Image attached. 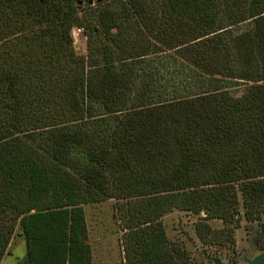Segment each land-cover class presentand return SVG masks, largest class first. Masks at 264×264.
Masks as SVG:
<instances>
[{
    "label": "trees",
    "instance_id": "16d2710c",
    "mask_svg": "<svg viewBox=\"0 0 264 264\" xmlns=\"http://www.w3.org/2000/svg\"><path fill=\"white\" fill-rule=\"evenodd\" d=\"M152 10L0 0V264L17 226V264H93L82 206L111 198L140 204L124 264H203L167 239L174 209L204 213L196 235L221 247L242 214L264 253V0H213L215 37L195 36L182 61Z\"/></svg>",
    "mask_w": 264,
    "mask_h": 264
},
{
    "label": "rangeland",
    "instance_id": "374dc122",
    "mask_svg": "<svg viewBox=\"0 0 264 264\" xmlns=\"http://www.w3.org/2000/svg\"><path fill=\"white\" fill-rule=\"evenodd\" d=\"M148 1L156 20L154 30L156 40L162 42V50L167 49L181 61L186 58H182L180 54L186 55L193 49L196 40L192 39L195 36L200 37L198 41L215 37L213 0ZM87 17L88 20H92L90 15ZM77 29L74 28L72 32L73 48L77 56L84 57L87 55V37L83 31L78 34ZM186 69L182 66V75ZM139 206V200L122 202L114 198L82 206L93 264H124L127 212H133L134 209L136 212ZM203 217L204 213L194 214L174 209L160 216L159 222L167 239L183 246L190 259L198 263L212 264L209 257H216L222 264H246L260 254L255 243L257 225L248 223L242 214L238 226L233 230L234 243H228L226 247L217 244L206 245L198 239L195 225ZM206 223L216 231L223 228L220 220H208ZM21 239L23 238L20 228L17 226L5 255L12 256L6 257L4 264H17L15 258L24 256L25 243Z\"/></svg>",
    "mask_w": 264,
    "mask_h": 264
},
{
    "label": "water",
    "instance_id": "95a60500",
    "mask_svg": "<svg viewBox=\"0 0 264 264\" xmlns=\"http://www.w3.org/2000/svg\"><path fill=\"white\" fill-rule=\"evenodd\" d=\"M246 264H264V253H261L249 260Z\"/></svg>",
    "mask_w": 264,
    "mask_h": 264
},
{
    "label": "crops",
    "instance_id": "0c3cea01",
    "mask_svg": "<svg viewBox=\"0 0 264 264\" xmlns=\"http://www.w3.org/2000/svg\"><path fill=\"white\" fill-rule=\"evenodd\" d=\"M21 241H23V239H21ZM25 254V253H24ZM9 256H12V254H10V255H8V256H6V257H9ZM5 256L3 257V259H2V262H1V264H4V261H5V258H6ZM15 258V257H14ZM22 257L20 256L19 258H15L16 259V261H18V260H20Z\"/></svg>",
    "mask_w": 264,
    "mask_h": 264
},
{
    "label": "built area",
    "instance_id": "2783aa9c",
    "mask_svg": "<svg viewBox=\"0 0 264 264\" xmlns=\"http://www.w3.org/2000/svg\"><path fill=\"white\" fill-rule=\"evenodd\" d=\"M76 30V29H75ZM82 29H77V33L80 34Z\"/></svg>",
    "mask_w": 264,
    "mask_h": 264
}]
</instances>
